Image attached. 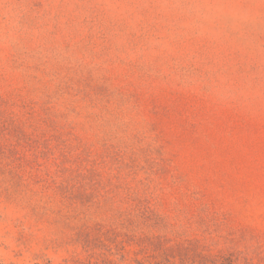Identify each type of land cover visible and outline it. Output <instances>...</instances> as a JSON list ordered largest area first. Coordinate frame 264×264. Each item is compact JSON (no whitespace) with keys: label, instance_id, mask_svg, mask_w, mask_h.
<instances>
[{"label":"rangeland","instance_id":"rangeland-1","mask_svg":"<svg viewBox=\"0 0 264 264\" xmlns=\"http://www.w3.org/2000/svg\"><path fill=\"white\" fill-rule=\"evenodd\" d=\"M0 264H264V0H0Z\"/></svg>","mask_w":264,"mask_h":264}]
</instances>
